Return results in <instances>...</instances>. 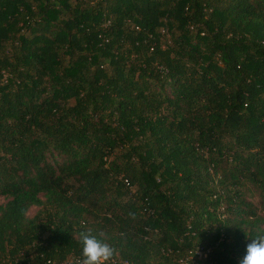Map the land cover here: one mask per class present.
Returning <instances> with one entry per match:
<instances>
[{
    "label": "trees",
    "instance_id": "1",
    "mask_svg": "<svg viewBox=\"0 0 264 264\" xmlns=\"http://www.w3.org/2000/svg\"><path fill=\"white\" fill-rule=\"evenodd\" d=\"M248 186L264 214V0H0V264H76L85 229L237 264Z\"/></svg>",
    "mask_w": 264,
    "mask_h": 264
},
{
    "label": "clouds",
    "instance_id": "2",
    "mask_svg": "<svg viewBox=\"0 0 264 264\" xmlns=\"http://www.w3.org/2000/svg\"><path fill=\"white\" fill-rule=\"evenodd\" d=\"M77 235L81 248L76 264H111L116 255L113 246L93 235L89 229L79 231ZM237 264H264V232L249 239L245 254L238 259Z\"/></svg>",
    "mask_w": 264,
    "mask_h": 264
},
{
    "label": "rangeland",
    "instance_id": "3",
    "mask_svg": "<svg viewBox=\"0 0 264 264\" xmlns=\"http://www.w3.org/2000/svg\"><path fill=\"white\" fill-rule=\"evenodd\" d=\"M245 197L247 200L252 202L254 204L256 214L264 217V214L260 211L259 209V197L256 192V190L252 186H248L247 189L245 190ZM4 201V198L0 195V203ZM32 209L29 210L28 214L30 215L32 213ZM259 226H264L263 223H259Z\"/></svg>",
    "mask_w": 264,
    "mask_h": 264
},
{
    "label": "built area",
    "instance_id": "4",
    "mask_svg": "<svg viewBox=\"0 0 264 264\" xmlns=\"http://www.w3.org/2000/svg\"><path fill=\"white\" fill-rule=\"evenodd\" d=\"M205 254H206V251H204L202 248H197L193 252L194 256L192 255L185 256L184 258L179 259V263L180 264H204L203 259L205 257Z\"/></svg>",
    "mask_w": 264,
    "mask_h": 264
}]
</instances>
